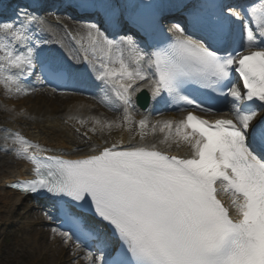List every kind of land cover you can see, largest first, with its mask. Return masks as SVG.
I'll return each mask as SVG.
<instances>
[{
	"label": "bare ground",
	"instance_id": "bare-ground-1",
	"mask_svg": "<svg viewBox=\"0 0 264 264\" xmlns=\"http://www.w3.org/2000/svg\"><path fill=\"white\" fill-rule=\"evenodd\" d=\"M117 1L120 3L122 0ZM124 1L127 9L133 0ZM32 2L37 4V0ZM57 4L70 7L68 2ZM180 6L171 3L166 11L182 13L183 10H189L188 5ZM253 6L264 12V0ZM46 12L49 9L44 8L37 17L18 14L12 29L0 31V111L10 115L6 123L8 128H0V216L22 207L24 213L21 218L28 220L32 217L28 205L24 204L28 197L7 186L34 177L33 157L76 160L137 151H161L184 161L198 157L203 141L187 129V113L159 114L164 102L144 47L135 46L122 36L109 45L107 40H101L96 34H81V26L76 23H69L68 30L60 25V17L49 14V19H46L43 16ZM59 13H68V9ZM252 34L246 47H255L264 53V27ZM39 55L51 56L53 64L66 70L69 76L77 73L83 62L89 61L92 65L87 77L89 86L94 88L93 93L82 96L70 92L57 93L44 88L42 83L34 79L30 81L31 76L36 74ZM42 63L50 62L43 60ZM100 65L109 66L102 75L98 74ZM141 91H146L151 99L147 113L137 106L131 110L124 105L128 99L134 103ZM92 94L97 96L92 98ZM11 100L20 103L16 109L12 108L14 103ZM63 100H72V103L64 104ZM38 105L45 111H39ZM261 106L264 108V101ZM51 107L53 111L49 110ZM99 110L101 113L98 115ZM121 111L125 113L126 121H123ZM228 111L244 124V119L238 116L235 107H229ZM222 117L223 114H220L218 118ZM107 120L112 122L111 127L102 129L100 125ZM22 121L35 126L26 139L15 144L4 142L15 138ZM69 124L76 126L73 137H68L65 130ZM43 127L52 134L43 137L42 133L46 130ZM113 127L118 129L111 134ZM82 139L87 140L86 144L78 142ZM227 188L226 185H220L218 195L229 216L241 220L246 211L245 201L231 195ZM44 209L56 226L63 229L57 203L47 199ZM71 214L76 215L74 208ZM0 224L6 225L2 217ZM85 224L100 237L99 252L87 254L81 251L71 243V235L66 234L62 236L64 241L55 243L57 241L54 240L58 253L52 258L53 264H75L77 259L76 264H97L102 258L114 255L119 244L110 239L109 231L90 220ZM33 234L37 237L38 231H33Z\"/></svg>",
	"mask_w": 264,
	"mask_h": 264
},
{
	"label": "rangeland",
	"instance_id": "rangeland-1",
	"mask_svg": "<svg viewBox=\"0 0 264 264\" xmlns=\"http://www.w3.org/2000/svg\"><path fill=\"white\" fill-rule=\"evenodd\" d=\"M14 105L13 109H16L18 100H11ZM63 103H72V100H63ZM37 109L39 111H45V108L38 105ZM11 108V109H12ZM49 110L53 111V107ZM101 113L99 110L98 115ZM123 121H126V115L123 111L120 112ZM10 115L5 111H0V127L5 126L9 120ZM111 121L107 120L101 124L103 129H109L111 126ZM123 125L120 126L123 127ZM34 125L30 123H21L18 126L17 136L13 140H5L4 142H11L15 144L18 141L25 140L27 134L31 132ZM46 129V127H43ZM73 126L66 125L67 136L73 137ZM118 127L111 128L110 132L113 134ZM52 134L48 129L44 130L42 135L47 136ZM41 135V136H42ZM56 135H60L56 133ZM62 135V134H61ZM56 139V137H55ZM80 144H86L87 140L78 141ZM0 155H2L0 153ZM1 163V162H0ZM43 202L36 201L35 199L29 198L24 204L28 205V210L32 216L28 220H23L21 215L24 213L22 207H18L12 213L2 217L5 220L6 225L0 227V264H53V256L58 253V247L55 243L62 240L61 235L64 232H57L59 230L54 222L49 219L47 212H45L42 207ZM38 211H41L40 213ZM37 230L38 235L34 236L33 231ZM56 237L58 239H56ZM54 240L57 242L54 243ZM77 261V260H76ZM76 261L74 263H76Z\"/></svg>",
	"mask_w": 264,
	"mask_h": 264
},
{
	"label": "water",
	"instance_id": "water-1",
	"mask_svg": "<svg viewBox=\"0 0 264 264\" xmlns=\"http://www.w3.org/2000/svg\"><path fill=\"white\" fill-rule=\"evenodd\" d=\"M146 104H147V102L144 103L142 100H140V105H141L142 107H145Z\"/></svg>",
	"mask_w": 264,
	"mask_h": 264
}]
</instances>
